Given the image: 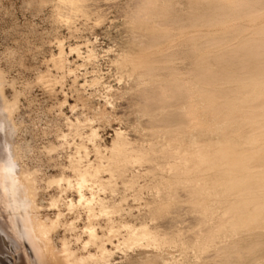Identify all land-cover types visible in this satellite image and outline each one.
Wrapping results in <instances>:
<instances>
[{
  "label": "rangeland",
  "instance_id": "rangeland-1",
  "mask_svg": "<svg viewBox=\"0 0 264 264\" xmlns=\"http://www.w3.org/2000/svg\"><path fill=\"white\" fill-rule=\"evenodd\" d=\"M60 1L0 0V264H59L36 235L42 221L56 224L52 254L64 237L85 255L87 208H68L69 156L85 165L98 148L107 159L116 139L143 153L124 171L132 182L115 176L128 188L113 177L115 187L93 191L114 228L150 235L124 247L126 231L114 233L107 264H264V15L236 0H78L74 19ZM80 130L95 131V145ZM91 205L101 235L106 216ZM73 220L70 234L62 225Z\"/></svg>",
  "mask_w": 264,
  "mask_h": 264
},
{
  "label": "bare ground",
  "instance_id": "bare-ground-1",
  "mask_svg": "<svg viewBox=\"0 0 264 264\" xmlns=\"http://www.w3.org/2000/svg\"><path fill=\"white\" fill-rule=\"evenodd\" d=\"M63 2H65L64 3V5L61 3V1H60V4L63 6H60V7H62L61 8V14L63 15V16H65L66 17V14L64 13H62V10L63 9H67L68 11H74L72 8H74L75 10H77L76 11V13L75 14H72V15H70L69 16V14H68V12H67V15L71 18V16H73L74 17V19H75V15L77 16L78 14H79V10H78V8L77 7H79V6H77V4L79 5V3H78V0H62ZM77 1V3H76V6L75 7H73L74 5H75V2ZM79 1H81V0H79ZM83 1V2H82ZM81 1V3H85L86 2V0H82ZM85 1V2H84ZM215 1H217V2H219L218 0H215ZM214 1V3H212V4H217L216 2ZM227 1V0H226ZM225 1V2H226ZM87 2L89 3V1L87 0ZM93 2V1H92ZM101 2V1H100ZM212 2V1H211ZM224 2V3H225ZM86 4V3H85ZM218 4H223V3H218ZM236 5V8L238 9V10H240V11H242V12H244V13H246V14H252V15H254V19L256 18V17H259V16H262V15H264V0H236V3H235ZM81 5V4H80ZM82 5H84V4H82ZM80 6V8H82L83 9V6ZM88 4H86V5H84V7L85 6H87ZM214 5H212V6H214ZM93 6H95V5H93ZM113 6H114V4H113ZM229 6H234V3H232L231 5H229ZM79 8V9H80ZM85 8H87V7H85ZM92 8V7H91ZM94 8V7H93ZM110 8V7H109ZM113 8V7H112ZM214 8V7H213ZM217 8V7H216ZM220 8V7H219ZM218 8V9H219ZM223 8V7H222ZM224 8H227V7H224ZM223 8V9H224ZM59 9V8H58ZM57 9V10H58ZM72 9V10H71ZM222 9V10H223ZM95 10V9H94ZM83 11H86V9L85 10H83ZM63 12H65L64 10H63ZM75 12V11H74ZM77 12H78V14H77ZM90 12V11H89ZM98 12V11H97ZM81 13V12H80ZM86 13H87V11H86ZM238 13V12H237ZM85 14V13H84ZM151 14H153V13H151ZM150 14V15H151ZM60 15V14H59ZM149 15V14H148ZM149 15V16H150ZM154 15H156V14H154ZM231 15V14H230ZM245 15V14H244ZM252 15H250V16H252ZM62 16V17H63ZM67 16V17H68ZM152 16V15H151ZM157 16V15H156ZM247 16V15H246ZM249 16V17H250ZM61 17V16H60ZM64 17V18H65ZM141 17V16H140ZM139 17V18H140ZM249 17H248V20H250L249 19ZM253 17V16H252ZM145 18V17H144ZM69 19V18H68ZM83 19V18H82ZM151 19L153 20H155V17H151ZM150 19V20H151ZM162 19V18H161ZM259 19H261V18H259ZM70 20V19H69ZM149 20V19H148ZM153 20V21H154ZM144 21V20H143ZM146 21V20H145ZM251 21H252V19H251ZM259 21V20H258ZM257 21V22H258ZM67 22V21H66ZM74 22V21H73ZM72 22V23H73ZM147 22V21H146ZM156 22V21H155ZM160 22V21H159ZM217 22V21H216ZM255 22H256V20H254L253 21V27L254 26H256L257 27V24H255ZM62 23V22H61ZM153 23V22H152ZM250 24H252V22L250 23ZM260 25H264V20H260V23H259ZM72 26V25H71ZM251 26V25H250ZM261 27H263L264 28V26H261ZM260 27V28H261ZM252 28V27H251ZM169 29V28H168ZM181 29V28H180ZM179 29V30H180ZM246 29V28H245ZM244 29V30H245ZM250 29V28H249ZM248 30V29H247ZM251 30H253V29H250V31H248V32H252ZM254 30H255V28H254ZM261 30H262V28H261ZM177 34H178V32H176ZM181 35L183 34V33H180ZM175 35V34H174ZM168 36H172V35H168ZM164 38V37H163ZM168 38V37H167ZM174 38V37H173ZM264 38V37H263ZM168 42H169V40L168 39H166ZM165 40V42L167 43V41ZM261 40V39H260ZM154 41V40H153ZM172 41V40H171ZM159 42V41H158ZM162 42V41H161ZM154 43H156V42H154ZM162 43H164V41L162 42ZM156 45H158V44H156ZM165 45V44H164ZM156 47V46H155ZM137 53V52H136ZM259 53V52H258ZM263 55H264V50H263ZM140 56V58H141V55H139ZM139 56H138V58H139ZM85 57V56H84ZM137 57V56H136ZM135 56H134V59L136 58ZM133 58V57H132ZM134 59H132V60H134ZM62 61H63V52H62V48L59 46V48H58V53H57V55L53 58V66L55 67V68H59L61 65H62ZM136 61V60H135ZM140 61V60H139ZM52 65V64H51ZM59 73V72H58ZM43 78H45V77H43ZM47 80V79H46ZM48 83V82H47ZM257 86V85H256ZM191 98V97H190ZM189 102V101H188ZM190 103H191V101H190ZM5 110V109H4ZM189 112V111H188ZM185 113L187 114V112L185 111ZM189 116H190V113H189ZM196 117V116H195ZM191 118V117H190ZM197 118V117H196ZM198 120V119H197ZM79 121V120H78ZM74 124V123H73ZM88 125H90V124H88ZM200 125V124H199ZM77 126V125H76ZM79 126H81L80 124H79ZM79 126H77V128L79 127ZM85 126H86V124H85ZM196 126V125H195ZM88 127H90V126H87V129H88ZM77 128H76V130H77ZM79 129H80V127H79ZM84 131H85V128H82ZM81 132H82V130H80ZM99 131V130H98ZM75 132H77V131H75ZM74 133V132H73ZM83 133V132H82ZM94 133H95V131H93V130H91L90 131V133L88 134V135H86V134H84L85 136L83 137L82 136V134L80 135V137H79V139L81 138V136L84 138V139H87L89 142V144L90 143H92L91 141H93V140H95L94 138H95V136H94ZM117 133V132H116ZM72 134V133H71ZM96 134V133H95ZM74 135H76V134H74ZM73 135V136H74ZM117 135H118V133H117ZM77 136V135H76ZM76 136H75V138H76ZM62 137H66V136H63L62 135ZM91 137H94L93 138V140H91ZM119 137H120V135H119ZM82 138V139H83ZM116 138H118V137H116ZM124 139V138H123ZM117 140V139H116ZM113 141V144H112V146H111V148H109V154H110V156H109V158L107 157V159H104V158H106V156L105 155H107L106 153V151L108 150H106L105 151V154L103 155V157L101 156V154H99L98 155V148H95V146H93V145H95V143H94V141H93V145H91V146H93L95 149H96V152L95 153H97V154H95L94 153V151H92L93 153H94V155L92 154V157L94 156L95 158H93V160L92 161H94L95 160V162H96V164H94L93 165V162L91 161H89L88 160V158H86L88 161H87V164H85V165H83V164H81V162H80V153H79V150H78V148H76L75 149V151H77L78 150V153H79V159H77V160H75L74 158H73V156H69V162H70V158L72 157V159H73V161H71V164H70V166H71V170L69 171V172H72L71 173V175L73 174V176H72V179L70 178V179H65L66 180V182H65V184H67V186H68V188H69V190H75V191H73V192H76L75 194H76V196H77V201H72V200H70V202H69V209H73L74 208V205L75 204H80L81 206H83L82 204H84V206H83V208L85 207V208H87L85 211H87V213H86V225L84 224V226H83V228L81 229V234H82V236L83 237H86V240H84V242H83V244L81 245V248H82V252H86V253H84L85 255H78L77 254V252L74 250V249H72L71 247H70V245H69V242H67L68 240L67 239H65L64 237L61 239V242H62V245H61V247H60V249H59V251L57 252V256L56 255H54V254H52V245H51V242H50V238H49V232L52 230L51 229V227H52V225H54V223H55V221L54 222H49V226L47 225L48 224V222H47V224H45L44 223V221H42V222H37V226H36V235H37V237L39 238V240L41 241V243H43V249H44V252H46L47 254H48V256H50V258L51 259H54L55 258V261H57L59 264H85L87 261H89L88 263H90V261H96L97 260V262L100 260V261H102L103 260V263L105 262L106 264H107V257L109 256V254H110V250L108 249V246L112 243V241H111V236L113 235V236H115L116 234H118L119 236H117L116 238L117 239H119V237H120V230H122L123 231V229L126 231V233H125V235L123 236V235H121V237L123 238H121L120 240L122 241V242H120V243H122V245H124V247H125V245H132L133 246V244H138V243H140V241H142V239H145V238H149V235H150V232H149V229H146V227L145 226H139V227H136L135 225H130V224H125V225H122V228L123 229H121L120 228V226H121V224L119 223L116 227H117V230L114 228V224H115V222H114V224H113V222H112V224H113V226L111 225V223H110V220H109V218H108V216L110 217L111 216V214H112V211L111 212H109L110 213V215H108L107 216V214H109L108 213V210H107V207H101V206H104L105 204H103L104 202H103V199L102 198H99V196L98 195H100V193H98V194H96L97 192H95V191H93V189L96 187V188H100L101 190H104L105 189V187H109L111 184V182H112V184H115L114 183V180H113V177L115 178V176H124L126 173V170H127V168H129V167H131V165H134L135 163H137L141 158H142V154H141V150L139 151L138 149V151H136L135 149H136V147L134 146V144H133V149H131V146L129 145V143H128V141L126 140V142H125V140H121V141H124V142H120L119 140H117V141H119V142H117V141ZM81 141V140H80ZM130 141V140H129ZM77 142V141H76ZM73 143H75V141L73 140ZM79 143V142H78ZM131 143V142H130ZM87 144V143H86ZM74 145V144H73ZM80 145V147L82 146V145H84L85 146V143L83 142V144H82V141H81V143L79 144ZM129 145V146H128ZM149 145V144H148ZM77 146H78V144H77ZM77 146H75V147H77ZM84 146H82V147H84ZM90 146V145H89ZM74 147V146H73ZM72 147V148H73ZM74 147V148H75ZM79 147V148H80ZM88 147V146H87ZM99 147V146H98ZM130 147V148H129ZM150 147H152V146H150ZM74 148H73V151H74ZM85 148H86V146H85ZM89 148V147H88ZM138 148V147H137ZM81 149V148H80ZM83 150H85L84 148H82ZM82 149H81V151L80 152H82L83 154L82 155H85V151L83 152L82 151ZM92 149V148H91ZM91 149H90V151H91ZM105 150V149H104ZM103 150V151H104ZM74 151V152H75ZM86 151L88 152V150L86 149ZM99 151H100V148H99ZM145 151V150H144ZM73 152V153H74ZM147 152V151H146ZM146 152H144V155H145V153ZM262 152L264 153V149H262ZM77 152H75V155L76 154H78ZM101 153V152H100ZM148 153V152H147ZM152 153V152H151ZM82 155H81V157H82ZM96 155V156H95ZM89 157V154L87 155L86 154V157ZM91 156V155H90ZM105 156V157H104ZM84 157L85 156H83V158L82 159H84ZM77 158V157H76ZM103 160H106V161H103ZM85 161V160H84ZM69 162H68V165H69ZM94 162V163H95ZM84 163V162H83ZM130 165V166H129ZM135 165H137V164H135ZM134 165V166H135ZM70 166L68 167L69 169H70ZM95 166V167H94ZM134 166H132V167H134ZM94 167V168H93ZM130 169V168H129ZM132 169V168H131ZM25 172H22V173H20V177H21V179H23V182H26L27 184H28V182H30L29 180H28V176L30 175V173H28L27 172V174H28V176L26 175V170H24ZM103 171V173H101V175H104V172L106 173H108V175H107V173H106V175L108 176H106L107 177V179L105 178V179H102L101 177H100V172H102ZM125 171V172H124ZM128 173H130L129 171H127ZM125 173V174H124ZM127 173V174H128ZM65 174V173H64ZM134 174V173H133ZM32 175V174H31ZM30 175V176H31ZM131 175H132V173H131ZM34 176V175H33ZM32 176V177H33ZM62 176V175H61ZM63 176H65V175H63ZM122 176V177H123ZM130 176V175H129ZM128 176V177H129ZM19 177V178H20ZM67 177V176H66ZM104 177V176H103ZM125 177V176H124ZM128 177H125L126 179L125 180H130V178H131V182H132V177L130 176V178L128 179ZM31 178V177H30ZM34 178V177H33ZM63 178V177H62ZM65 178V177H64ZM64 178H63V180H62V182L64 183ZM69 178V177H68ZM118 177H116L115 178V182H116V184H117V182H118V179H119V181H121V184H123L124 183V181H122V179L123 178H121V180H120V178H118ZM31 180H32V178H31ZM58 181V180H57ZM57 181H55V182H57ZM19 182H21V181H19ZM33 182V181H32ZM61 181H60V183H59V185L62 183ZM130 182V184H131V186H132V184L133 183H131ZM62 183V185H64ZM129 183V182H128ZM23 184V183H22ZM25 184V183H24ZM26 184V185H27ZM57 184V183H56ZM26 185H24V188L23 189H26ZM32 185V184H31ZM66 186V185H65ZM111 186H113V185H111ZM116 185H114L113 187H115ZM123 187H125V188H128L127 187V184H126V186H125V183L122 185ZM129 186V185H128ZM130 186V187H131ZM57 187L59 188V186H58V184H57ZM62 187V186H61ZM112 187V188H113ZM29 188V187H28ZM33 189H35V186H34V184H33V187H32ZM31 188V189H32ZM68 188L67 187H65V189L66 190H68ZM109 188H111V187H109ZM119 188H120V186H119ZM31 189H29V190H27V191H30ZM62 189V188H61ZM99 189V190H100ZM58 190H60V189H58ZM63 191H66V190H64V188L62 189ZM84 190H87L88 191V196H86V192L87 191H85V193H84ZM98 190V189H97ZM99 190H98V192H99ZM100 190V191H101ZM26 191V190H25ZM33 191V190H32ZM129 191V190H128ZM60 192V191H59ZM62 192V191H61ZM105 192V191H104ZM103 192V193H104ZM25 194H27V193H25ZM28 194H29V192H28ZM27 194V195H28ZM30 194H31V192H30ZM29 194V195H30ZM61 194H65V192L63 193H61ZM98 197H97V196ZM22 196V195H21ZM26 196V195H25ZM31 196H32V194H31ZM137 196H138V194H137ZM136 196V197H137ZM36 197V196H35ZM104 198V197H103ZM31 199V198H30ZM26 200H28V199H26ZM34 200V199H33ZM33 200H31V201H33ZM28 201H30V200H28ZM27 201V202H28ZM56 201L57 200H55V201H53V199L51 200V202L53 203H55L56 204ZM24 202V201H23ZM94 202H96V204H99L100 206H99V210L98 211H100V209H101V211L100 212H98L97 210V213H99L98 215H99V217H100V213H102V215H105L106 216V223H105V226H103V228H100L102 231V233H101V235H99L98 234V232L96 231V226L94 225L96 222V220L94 219V217H97V215L96 216H94L93 214H91V213H93L92 211H90V210H88L89 208H90V206H92L91 204H94ZM98 202V203H97ZM240 202H244V200H240ZM30 203H32V202H30ZM33 204H35V202L33 203ZM51 204V203H50ZM32 206V205H31ZM30 206V207H31ZM54 206V205H53ZM56 206V205H55ZM54 206V207H55ZM79 206V205H78ZM78 206H76V207H78ZM101 207V208H100ZM67 208V209H68ZM97 208V207H96ZM31 209V208H30ZM29 209V210H30ZM68 209V210H69ZM75 209V208H74ZM73 209V210H74ZM92 209V208H91ZM147 210H148V208H147ZM32 211H34V210H32ZM72 211V210H71ZM70 212V211H69ZM149 213V212H148ZM31 214V213H30ZM61 213H58L57 215H56V218H58L59 217V219L61 218L59 215H60ZM78 214H80V213H78ZM144 214V213H143ZM64 215V214H63ZM62 215V216H63ZM85 216V215H84ZM77 218H80L79 217V215H78V217ZM77 218H75V219H77ZM130 218H131V216H130ZM134 218V217H133ZM156 218V217H155ZM92 219H94L95 221H93V222H95V223H92L91 221H92ZM74 221L75 220H73V221H71V222H66L65 223V225H62V226H64L63 227V230H65V231H70L71 230V228H73V226L72 225H75V223H74ZM77 221V220H76ZM122 221V220H121ZM79 222V221H78ZM143 222V221H142ZM57 223V222H56ZM81 223V222H80ZM140 224V223H139ZM56 225V224H55ZM54 225V226H55ZM103 224H101V226H102ZM53 226V227H54ZM98 226H100V225H98ZM52 227V228H53ZM75 228V227H74ZM119 228V229H118ZM51 229V230H50ZM75 230V229H74ZM119 230V233H117V231ZM76 231V230H75ZM100 231V230H99ZM74 232V231H73ZM68 233V232H67ZM153 233V232H152ZM151 233V234H152ZM70 234H71V231H70ZM73 234V233H72ZM122 234V233H121ZM162 235V234H161ZM72 240H75V241H79V239H80V236H75V239H74V236H72ZM115 237H113L112 238V240L114 239ZM82 239V238H81ZM117 239H114V240H116V242H118L117 241ZM153 240V239H152ZM75 243V242H74ZM119 243V242H118ZM118 243H117V245H118ZM156 243V242H155ZM71 244V243H70ZM73 245V244H72ZM143 245V244H142ZM110 246H115L116 247V245H114L113 243L110 245ZM120 246V245H119ZM118 246V247H119ZM54 247V246H53ZM91 247H93L95 250V252L94 253H92V252H90L89 251V249H91ZM115 247H113L114 248V250H116L115 249ZM126 247H128V246H126ZM145 247V246H144ZM111 248V247H110ZM134 251V250H133ZM113 252V251H112ZM114 253V252H113ZM54 255V256H53ZM123 256V255H122ZM117 257V256H116ZM122 258V257H121ZM110 259V258H109ZM120 259V258H119ZM122 259H124V258H122ZM137 260V259H136ZM99 261V262H100ZM116 262H118L117 261V259L115 260ZM119 261H121L122 262V260H119ZM126 261V260H125ZM96 262V263H97ZM110 262V261H109ZM113 262V261H112ZM116 262H114L115 264H116ZM120 262V263H121ZM124 262V261H123ZM131 262V261H130ZM101 263V262H100ZM111 263V262H110ZM92 264V263H91ZM99 264V263H98ZM117 264H119V263H117Z\"/></svg>",
  "mask_w": 264,
  "mask_h": 264
}]
</instances>
